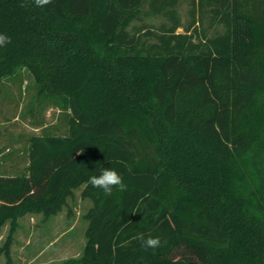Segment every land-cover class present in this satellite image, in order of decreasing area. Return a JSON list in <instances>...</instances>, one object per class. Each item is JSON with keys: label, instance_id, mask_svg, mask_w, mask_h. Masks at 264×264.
I'll list each match as a JSON object with an SVG mask.
<instances>
[{"label": "trees", "instance_id": "1", "mask_svg": "<svg viewBox=\"0 0 264 264\" xmlns=\"http://www.w3.org/2000/svg\"><path fill=\"white\" fill-rule=\"evenodd\" d=\"M179 1L0 0V92L24 68L32 98L65 117L28 137L24 169L0 170L7 255L20 217L81 188L92 205L72 262L264 264V0H193L182 31ZM144 15L169 23L145 37ZM205 19L223 31H198ZM102 168L126 190L87 184Z\"/></svg>", "mask_w": 264, "mask_h": 264}, {"label": "rangeland", "instance_id": "2", "mask_svg": "<svg viewBox=\"0 0 264 264\" xmlns=\"http://www.w3.org/2000/svg\"><path fill=\"white\" fill-rule=\"evenodd\" d=\"M193 0H180L177 5L183 28L191 22ZM162 23H169L163 16L144 15L132 26L140 34L159 31ZM198 31L215 34L223 31L221 25L213 26L209 20L196 23ZM141 28V29H140ZM33 80L26 69L4 80L0 92V170L21 171L28 165L26 149L28 137L42 134L44 129L61 133L65 130L64 112L53 104L41 108L34 98ZM92 202L81 196V188L68 198L67 206L60 212L44 218L40 213L26 214L19 218L9 247L4 243L9 232L6 223L0 235V264H79L77 259L85 244L87 220L84 214Z\"/></svg>", "mask_w": 264, "mask_h": 264}, {"label": "clouds", "instance_id": "3", "mask_svg": "<svg viewBox=\"0 0 264 264\" xmlns=\"http://www.w3.org/2000/svg\"><path fill=\"white\" fill-rule=\"evenodd\" d=\"M33 2L35 6L44 8L45 6L50 5L52 0H33ZM19 6L28 7V4L22 0ZM9 43H11V37L6 33H0V47ZM86 183L90 184L93 188L102 189L105 195L109 196L112 194L113 188H116L119 191H125L127 187L121 174L110 168H102L98 176L89 177ZM138 239L141 241V246L145 249H155L161 246V240L159 237L149 236L145 239L143 235H140Z\"/></svg>", "mask_w": 264, "mask_h": 264}, {"label": "crops", "instance_id": "4", "mask_svg": "<svg viewBox=\"0 0 264 264\" xmlns=\"http://www.w3.org/2000/svg\"><path fill=\"white\" fill-rule=\"evenodd\" d=\"M1 236H2V234L0 235V240H1Z\"/></svg>", "mask_w": 264, "mask_h": 264}]
</instances>
